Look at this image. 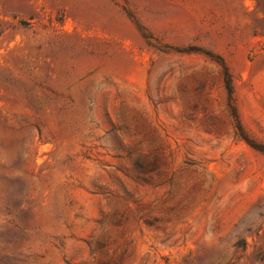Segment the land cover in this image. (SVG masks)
Wrapping results in <instances>:
<instances>
[{
	"label": "rangeland",
	"instance_id": "obj_1",
	"mask_svg": "<svg viewBox=\"0 0 264 264\" xmlns=\"http://www.w3.org/2000/svg\"><path fill=\"white\" fill-rule=\"evenodd\" d=\"M0 264H264V0H0Z\"/></svg>",
	"mask_w": 264,
	"mask_h": 264
},
{
	"label": "trees",
	"instance_id": "obj_2",
	"mask_svg": "<svg viewBox=\"0 0 264 264\" xmlns=\"http://www.w3.org/2000/svg\"><path fill=\"white\" fill-rule=\"evenodd\" d=\"M226 77H227V87L229 89L230 96L232 97V95H233V89H232V86H231L230 77H229V75L227 73H226ZM239 130L242 131V128L240 126H239Z\"/></svg>",
	"mask_w": 264,
	"mask_h": 264
}]
</instances>
